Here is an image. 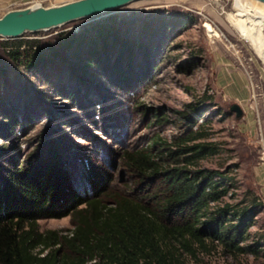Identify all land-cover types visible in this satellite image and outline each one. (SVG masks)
I'll return each instance as SVG.
<instances>
[{"label":"rangeland","instance_id":"obj_1","mask_svg":"<svg viewBox=\"0 0 264 264\" xmlns=\"http://www.w3.org/2000/svg\"><path fill=\"white\" fill-rule=\"evenodd\" d=\"M63 1L70 0H0V16L38 2ZM235 11L234 0H140L16 38L36 40L45 48L62 33L77 34L113 18L129 42V54L120 55L117 48L101 52L102 61L84 62L68 53L40 66L4 63L0 181L7 171L36 162L52 145L79 193L91 194L89 168L94 166L108 177L111 191L143 195L145 181L133 175L123 152L152 146L163 156L154 141L169 144L186 135L190 123L185 115L194 116L199 107L203 111L194 116L192 130L202 124L209 133L204 141L218 151L198 166L228 171L234 178L224 201L237 203L248 191L259 199L262 207L245 242L264 239V63L229 23L227 15ZM209 24L219 38L208 35ZM16 39L0 37V42ZM0 58H6L1 48ZM234 104L243 111L239 117L230 111ZM36 226L62 235L73 228L70 216L40 219ZM185 264H264V257L227 255L216 248L196 258L186 255Z\"/></svg>","mask_w":264,"mask_h":264},{"label":"trees","instance_id":"obj_2","mask_svg":"<svg viewBox=\"0 0 264 264\" xmlns=\"http://www.w3.org/2000/svg\"><path fill=\"white\" fill-rule=\"evenodd\" d=\"M128 46L117 22L108 18L77 34L62 33L45 48L36 40L0 42L6 56L0 58V73L6 62L40 66L70 54L102 61L101 52L119 48L118 54L128 55ZM202 111L196 107L193 115ZM194 116L185 115L190 130L183 137L169 144L154 141L163 156L152 146L123 152L133 175L145 181L143 195L111 191L108 177L94 166L91 194L79 193L52 145L36 162L7 171L0 181V264H185L186 255L196 258L216 248L264 257L263 238L245 242L262 204L250 191L237 203L223 200L235 187L234 178L198 166L218 149L204 141L209 133L202 124L192 130ZM65 216L73 228L64 235L36 226L40 219Z\"/></svg>","mask_w":264,"mask_h":264},{"label":"water","instance_id":"obj_3","mask_svg":"<svg viewBox=\"0 0 264 264\" xmlns=\"http://www.w3.org/2000/svg\"><path fill=\"white\" fill-rule=\"evenodd\" d=\"M140 0H71L54 5L33 4L13 8L0 16V37L16 39L26 32L46 31L67 23L113 12ZM264 3V0H258ZM237 117L242 109L234 104L230 108Z\"/></svg>","mask_w":264,"mask_h":264},{"label":"bare ground","instance_id":"obj_4","mask_svg":"<svg viewBox=\"0 0 264 264\" xmlns=\"http://www.w3.org/2000/svg\"><path fill=\"white\" fill-rule=\"evenodd\" d=\"M234 6L235 13L227 15L229 23L264 63V3L258 0H234ZM206 28L210 37H220L211 24Z\"/></svg>","mask_w":264,"mask_h":264},{"label":"built area","instance_id":"obj_5","mask_svg":"<svg viewBox=\"0 0 264 264\" xmlns=\"http://www.w3.org/2000/svg\"><path fill=\"white\" fill-rule=\"evenodd\" d=\"M34 4H41V5H42V3H41V2H38V3H34Z\"/></svg>","mask_w":264,"mask_h":264},{"label":"crops","instance_id":"obj_6","mask_svg":"<svg viewBox=\"0 0 264 264\" xmlns=\"http://www.w3.org/2000/svg\"><path fill=\"white\" fill-rule=\"evenodd\" d=\"M71 1V0H70ZM63 2H66V1H63ZM60 3H62V2H60ZM59 4V3H58Z\"/></svg>","mask_w":264,"mask_h":264}]
</instances>
